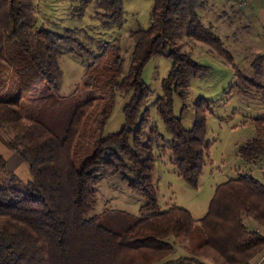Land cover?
<instances>
[{
    "label": "trees",
    "instance_id": "16d2710c",
    "mask_svg": "<svg viewBox=\"0 0 264 264\" xmlns=\"http://www.w3.org/2000/svg\"><path fill=\"white\" fill-rule=\"evenodd\" d=\"M92 1L102 11L103 26H121L122 0H81L80 12ZM205 5V0H154L148 26L129 34L134 43L127 70L118 39L104 42L84 78L87 93L92 89L96 96L81 99L58 94L56 47L72 39L71 29H35L32 0H0V68L8 63L21 86L14 97H0V127L11 130L9 147L28 163L31 175L24 189L0 184V264H250L264 249L260 180L238 174L216 185L198 224L185 208L161 209L152 184L153 154L150 142L142 140L148 110L141 106L150 92L142 70L154 55L173 60L156 108L172 135L178 173L196 187L202 171L204 115L196 114L193 126L183 128L181 115L173 113L172 96L208 70L181 51L176 38L182 27L187 37L229 56L222 40L201 21L199 10ZM239 79L264 90L252 78L239 74ZM116 90L131 94L123 107L125 122L118 132L103 135ZM40 107L52 114L70 107L63 135L36 116ZM254 126L256 137L238 149L245 162L264 155V116ZM6 165L0 154V169ZM104 170L118 174L145 198L139 214L125 213L116 229L102 220L105 213H115L112 209L94 212L93 188ZM170 237L188 238L187 253L176 256Z\"/></svg>",
    "mask_w": 264,
    "mask_h": 264
},
{
    "label": "rangeland",
    "instance_id": "374dc122",
    "mask_svg": "<svg viewBox=\"0 0 264 264\" xmlns=\"http://www.w3.org/2000/svg\"><path fill=\"white\" fill-rule=\"evenodd\" d=\"M153 1L122 0L124 19L121 26H103L102 11L94 1L80 12L81 0H32L35 29L42 27L59 33L71 29L72 39L56 47V61L60 68L58 94H72L81 99L96 96L92 89L87 93L84 78L87 65L94 55L100 54L104 42L118 39L120 53L126 59V71L134 43L129 34L138 27L148 26ZM210 1L214 3V0H205V7L199 10L201 21L222 40L229 56L210 44L187 37L185 27L180 29L176 38L183 53L208 67L204 74L191 77L186 89L173 92L172 96L173 113L177 117L181 115L183 128L193 126L196 114L204 115V130L200 135L206 147L196 187L190 186L179 175L171 148L172 135L156 108L157 99L163 93L162 80L171 70L173 60L154 55L142 70V79L150 91L141 106V109L148 110L142 140L150 142L149 148L153 154L152 184L158 203L161 209L172 205L187 209L196 220L195 224L206 213L215 186L219 183L238 174H248L264 184V155L255 161L245 162L238 154L241 145L256 137L254 121L264 116V90L244 85L239 79V74L245 75L264 86V57L260 65L255 64L259 54H264L261 50L264 45L263 32L257 20L248 22L242 19L237 5L222 6L220 2L213 4ZM3 64V68H0V97L12 98L19 93L21 86L15 79L12 67L5 61ZM130 95L116 90L103 135L122 128L125 122L123 107ZM102 97L99 95L97 98L100 107L104 100ZM35 109L37 117L63 135L70 107L67 113L59 111L54 114L42 107ZM11 137V130L0 127V154L7 163L5 169H0V184L24 189L31 175L28 163L9 147ZM93 189L96 195L94 212L112 209L115 213H105L102 220L115 229L122 227L120 222L125 213L138 215L140 206L145 202L141 193L133 191L118 174L108 173L107 170L100 174V180ZM245 221L254 226L250 218ZM168 240L174 242L176 256L187 253L184 244L188 238L179 237L178 240L170 237Z\"/></svg>",
    "mask_w": 264,
    "mask_h": 264
},
{
    "label": "crops",
    "instance_id": "0c3cea01",
    "mask_svg": "<svg viewBox=\"0 0 264 264\" xmlns=\"http://www.w3.org/2000/svg\"><path fill=\"white\" fill-rule=\"evenodd\" d=\"M221 1L222 0H214V3L211 1L210 3L217 4L220 2L222 6H227L228 4L237 5L242 14V19L248 22L257 20L264 36V0H223V3ZM262 39L264 44V38ZM261 50L264 52V45ZM257 229L260 230V228ZM250 264H264V249L253 257Z\"/></svg>",
    "mask_w": 264,
    "mask_h": 264
}]
</instances>
